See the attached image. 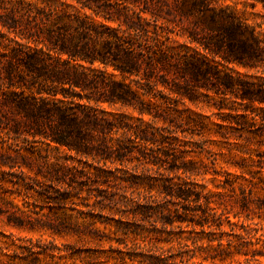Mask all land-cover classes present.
Listing matches in <instances>:
<instances>
[{
    "label": "trees",
    "instance_id": "1",
    "mask_svg": "<svg viewBox=\"0 0 264 264\" xmlns=\"http://www.w3.org/2000/svg\"><path fill=\"white\" fill-rule=\"evenodd\" d=\"M76 1L82 4L89 2L99 4L103 0ZM259 2L264 6V0ZM179 10L186 17L192 18L197 29L201 28L203 32V36L199 38L198 31L194 29L188 36L190 42L199 43L204 51H208L212 56L213 61L220 58L225 63H235L243 67L264 65V42L255 35L254 31L249 32L247 26L228 14L226 10L213 6L210 0H181ZM26 16L28 19L32 17L31 13H27ZM110 19L120 21V26L126 25L127 30L133 29L128 17ZM153 22L155 28L153 44L149 45L148 49L142 50V48L138 55L125 46V43L132 41L126 42L117 33H113V36L109 35L108 39L101 42L93 38L91 25L87 20L61 14L56 9L51 10L46 17L37 19L36 23L44 38L38 35V40L35 41L44 44L47 51L44 47L39 49L38 45L32 48L31 36L19 34L20 36L17 37L21 40L28 39L26 43H23L17 38H7V35L0 31V130L9 127L16 134L26 130L34 138L44 137L48 141L46 143L48 146L54 143L77 154L93 155L94 158L100 157L101 160L112 157L108 146L101 148L100 144L95 142L100 132L149 130V126L144 125L143 122L133 126L126 122L125 115L119 116L102 110L100 103L107 102L110 106L120 104L123 107H131L140 115L152 114V112L142 106L143 102L138 93L129 85L108 77L105 71L93 68L97 63L106 68L112 67L122 75H139L144 70L146 76H152L158 72L164 78L165 87L170 86L168 80L170 77L173 87L170 86L169 96L175 95L182 100L187 97L195 105L200 103L196 98L197 92L203 89L208 92L204 96L210 100L214 99H211L209 93L220 98L218 103H215L220 111L232 109L233 106L229 103L232 99L236 103H247L248 109L253 108L256 103L264 105V82H251L239 76L236 77L198 52L187 51L182 54L171 46L164 43L161 45L159 43L161 35L158 30L163 29L164 25L159 23V19ZM0 27L9 33L21 31L18 28L19 19L14 16L0 15ZM5 39L10 40L13 46L5 44ZM166 39L170 40V37ZM51 52L56 53V57ZM64 55L67 56L65 60L62 59ZM80 61L89 63L91 68L87 69ZM181 81H184V84ZM76 89L81 92H76ZM59 93H63V98H58ZM166 98H168L167 102H171L172 97ZM75 99H79L80 102H76ZM85 99L88 103L81 102ZM175 102H178V99ZM158 107L157 113L153 114L154 117L170 126L175 125L177 129L185 125L203 127L194 116L189 113L184 115L178 109L168 106L166 102ZM252 113L255 114V111ZM261 113L262 115L255 114L252 121L248 120L247 114L238 115L241 120L236 122L239 126L238 130H246L252 134L257 126L258 116L264 129V109ZM9 120L13 121L12 126H9ZM165 130L172 129L167 127ZM259 136L264 137L263 134ZM19 137L14 140L17 141ZM6 142L8 149L0 150V201L7 202L4 196L7 193L4 187L6 184H11L17 191L21 189H26L27 193L31 190L36 191L39 199L44 203H54V207L48 206L51 213L54 212L57 221V224L49 228L54 234L87 242L104 243L115 240L121 246L116 249L110 247L113 254H106L103 258L107 263L113 261L114 264H203L216 260L224 262L227 259V256H224L227 250L223 247L222 239H217L215 235L228 233L225 230V222H228L232 229V235L239 238L246 236V239L247 237L255 238L259 243V230L247 228L244 224L238 227V223H233L230 219V211L222 199L224 195H230L229 193L236 199L238 190L242 209L248 210V201L257 194L259 184L264 191V179L259 177V171L254 173L250 170H242L240 176L229 172L217 173L216 175L224 178L218 187L224 189L225 193H205L207 186L200 184L196 178L201 176L205 180L208 170H202L197 161L186 160V154L194 150L188 148L180 150L173 144H169V149H162L159 155L154 154V160H152L156 163L155 160L158 159L165 165L164 169L168 172L165 178L148 177L144 181L139 177L137 178L139 182L133 180L130 182V186L143 188L145 195L139 193L130 198L126 195L118 197L116 193H108L106 190L96 188L98 195L88 192V196L84 198L85 202L82 205L88 208L87 212H84L78 208L74 198H81L85 184L83 182H79L78 186L74 184L79 177L91 179V172L86 169L78 170L75 166L66 163H50V160H47L43 165L37 166L38 169L33 177L27 174L23 167L33 172L35 159L24 154L22 150L25 148H21L19 143H11L10 140ZM23 142L29 143L30 140L24 138ZM261 145H264V142ZM13 146L19 148L13 149ZM183 146H196L200 149V154L208 152L204 146L195 141L194 143L187 141ZM121 149L120 145L118 153H121ZM10 150H13L15 155L11 154ZM262 156L264 157V154ZM20 160L23 164L19 162ZM213 164L215 165V162ZM261 169H264V166ZM93 176L95 180L101 177L98 173ZM256 180L258 182H255ZM47 182L51 183L49 187H45ZM56 182H64L68 188L61 191L54 187ZM36 186L41 190L39 191ZM51 189L55 194L51 192ZM156 196L162 200H157ZM215 196L218 197V201L213 200ZM93 197L96 201L91 205L89 201ZM8 204L14 210L8 215L9 225L19 229L27 225L30 229H35L36 226L28 220L29 215L19 214L17 206L11 202ZM121 206L125 209L121 210ZM96 208L101 210L116 208L115 213H122L119 219L112 218V220L116 223L114 233H121L123 236L112 238L97 226L100 221L106 230L112 223L97 220L94 213ZM45 209L44 205L40 208L42 215L39 212L36 214L50 218L51 213H44ZM58 210L62 211L61 215ZM123 215L126 217L133 215L134 219L140 217L142 221L150 222L155 227L161 224L160 229L156 228L157 232H155L162 235L158 239L159 242L172 245L171 249L175 244L176 253L168 255L167 250L147 242V233L151 232L144 228V224L125 222ZM36 221L40 229H48L41 223L43 221L41 218ZM131 227L134 229L130 230ZM236 228L242 229L245 233H236ZM129 232L142 235V242L132 240L130 246ZM215 242H218L217 247L213 246ZM248 242L253 244L252 240ZM233 247L242 251L243 245L229 241L228 249ZM71 249L72 252L69 253L68 258L74 262H83L87 256L100 259V256L93 257L96 254L92 252L86 251L87 254L83 257V250L72 248V246ZM198 251L204 254H201V260L195 261L200 255ZM257 252L251 251V254L256 255ZM45 253L38 254L45 255ZM35 258L40 260L38 256Z\"/></svg>",
    "mask_w": 264,
    "mask_h": 264
},
{
    "label": "rangeland",
    "instance_id": "2",
    "mask_svg": "<svg viewBox=\"0 0 264 264\" xmlns=\"http://www.w3.org/2000/svg\"><path fill=\"white\" fill-rule=\"evenodd\" d=\"M213 6L222 8L227 11L228 14L235 17L241 23L249 28L250 31H254L255 35L264 42V6L259 0H210ZM181 0H103L99 4L89 3H78L76 0H0V15L3 17L14 16L19 19V31L9 33L6 29L0 27V31L7 35V38L14 39L26 43L28 39L21 40L19 34L24 36H31L30 46L32 48L44 47L45 51L47 48L42 43H38V35L42 36L40 29L37 27V19L46 17L51 10H58L61 14H68L72 17H79L80 19L87 20L91 25V34L93 38L103 41L108 39L109 35L113 36V33H117L120 37L125 39L126 42L129 40L130 43H125V46L138 53L144 49H148L149 45L153 44L152 39L154 38V20L159 19V23L164 25L163 29H159L161 38L159 43H164L167 46L173 47L176 51L182 54L189 51L190 53L198 52L202 56H206L212 63L220 65L221 69H227L233 73L236 77H241L244 80L251 82H264V65L257 67H243L235 63H225L220 58L213 61L212 56L208 51H204L203 47L197 42H190V33L196 29L198 31V37L203 36L201 28L197 29V26L193 22V19L186 17L179 10ZM31 13V19H28L26 14ZM129 18L130 24H132L131 30H127L126 25L120 26V21L111 20L117 18ZM170 37V40L166 38ZM41 38H44L43 36ZM114 38V37H113ZM112 38V40H113ZM148 40V41H146ZM4 43L13 46L10 40L5 39ZM132 44V45H130ZM140 44H143L140 46ZM49 45V44H48ZM56 57V53L51 52ZM63 60L67 59V56L62 57ZM141 62V61H140ZM87 69L91 66L89 63L80 61ZM144 64V63H143ZM143 67H146L143 65ZM98 70L105 71L108 77L113 78L116 81L124 82L129 85L134 91L138 93L140 100L143 102V107L152 112V114L140 115L138 111L131 107H123L118 104L110 106L109 103H100L101 109L115 115H125L127 117L126 122L133 126L139 125L143 122L144 125L149 126V130H104L99 133L98 138L95 142L100 144L101 148L105 145L111 150V156L109 159L101 160L100 157L94 158L93 155L77 154L75 151H70L66 147H60L54 143L48 146L46 139L42 136L34 138L31 133L26 130H21L19 134L6 128L0 130V150L3 148L8 149L7 140L11 143H19L24 154L32 156L34 171H30L27 167H23L24 171L35 177V172L38 169V165H43L47 160L50 163H66L73 165L78 170L86 169L92 173L91 179L85 177H79L77 183L74 186H78L79 182L85 184L84 190L82 191L81 198H74L78 204V208L87 212L88 208L82 205L85 202V197L88 196V192L91 194L98 195L96 188L100 190H106L108 193H116L118 197L126 195L130 198L132 195L137 196L139 193L145 195L143 188L138 189L135 186H130V182H139L137 178L153 177L154 179H162L168 175L165 165L162 164L158 159L154 163V154H160L162 149H169V144H173L176 148L184 150L186 148L193 149L194 152L186 154V160H194L201 165L202 170H208V174L205 176V180L201 176L197 177L196 180L200 184L207 186L205 193L211 192L213 194L225 193V190L218 187L222 184L223 177L216 175L217 173L229 172L233 175H242V170H250L254 173L260 172L264 179V137H260V134L264 135V129L257 117V126L254 128L253 133H248L246 130H238L237 120H240V116L247 114L248 120L252 121L255 114L262 115L261 111L264 109V105L258 103L253 105V108H246L247 103L233 102L230 100L232 109H225L223 111L218 110L215 103H218L220 98L213 93H209L211 99L204 96L208 92L203 89L197 92V100L200 101L198 105L193 104L190 99L185 97L183 100L176 98L175 95H170L173 83L171 78L170 86L165 87L162 78L158 72L152 76H146L144 70L139 75H122L120 72L115 71L112 67H104L102 64L97 63L93 67ZM184 84V81H181ZM157 84V86H154ZM153 85V86H152ZM76 92H81L76 89ZM172 97L171 102H167L168 98ZM58 98H63V93H59ZM178 99V102H175ZM76 102H80L79 99H75ZM82 103H88L87 99L81 101ZM168 103V106L173 109H178L183 112L184 115L188 113L194 116L201 125H185L182 128L177 129L175 125L164 123L161 119H156L154 115L159 109L161 103ZM94 105V102H92ZM166 106V105H164ZM255 111V114L252 113ZM161 113V112H160ZM154 114V115H153ZM10 125L14 123L9 120ZM227 127H220V126ZM233 126L234 128H229ZM170 127L172 130H165ZM34 132V130H31ZM20 136L17 141L14 139ZM13 138V139H12ZM24 138H29V143H24ZM191 141V143L198 142L208 152L200 154V149L196 146H183L185 142ZM122 147L121 153L119 147ZM19 147L13 146V149ZM10 153L15 155L13 150ZM122 154V155H119ZM122 156V157H119ZM23 164V161H19ZM215 162V165L213 164ZM6 170H8L6 168ZM100 174V178L95 180L93 174ZM249 177V176H248ZM43 181V178L40 177ZM95 180V181H93ZM123 180H130L125 182ZM255 182H258L256 180ZM260 182V181H259ZM50 182H47L45 187L50 186ZM86 184H89L87 186ZM5 189L7 191L4 194L7 202L0 201V264H114L113 261L105 262L104 256L106 254H113L110 247L114 249L121 246L114 240L112 242H87L79 241L76 238L62 236L54 234L52 229H49L51 225L57 224L54 212L51 213L48 206L54 207V203L46 204L39 199L38 193L31 190L27 193L26 189L17 191L11 184H6ZM54 187L63 191L68 188V185L64 182L55 183ZM262 185L259 184L257 194L250 198L248 201L249 209H242L241 196L237 190V198H233L230 195H224L223 200L230 211V219L233 223H238V227L244 224L247 228L259 230V243L255 238L251 239L244 236L245 238H239L236 235H232V229L228 222H225V230L228 233L215 235L217 239H222L223 247L227 250L224 256L227 259L222 262L216 260L214 262L208 261L203 264H264V191L261 190ZM40 191L41 188L36 186ZM51 192L55 194L54 190ZM156 195V193H154ZM29 196V197H28ZM157 200H162L159 196L155 197ZM213 200H219L217 196ZM96 201V198H92L89 203L92 205ZM11 202L19 209V214L25 213L30 216L28 220L31 221L36 227L30 229V226L24 228H16L9 225L8 215L14 210L8 204ZM46 206L44 213L50 214V218L41 217L42 211L40 208ZM125 207L121 206V210ZM117 209L114 208L101 210L96 208L94 210L97 220L105 222H111L112 224L105 227L100 221L97 226L107 233L112 238H119L123 236L121 233L115 234L116 230L115 222L112 218L119 219L122 213H115ZM221 210H219L220 212ZM36 212L41 213L37 215ZM57 212V210H55ZM68 212L70 213L69 209ZM59 215L62 211L58 210ZM238 216L236 217V215ZM123 215L125 222H136L144 224V228L151 233L148 234L147 242L168 251V255L176 253L175 244L174 248L171 249L170 244L160 243L158 239L162 237L160 234H156L157 229H160L161 224L156 227L146 221H142L140 217L134 219L133 215ZM41 218V222L48 229H40V225L37 224V219ZM185 227V226H183ZM157 228V229H156ZM134 229L131 227L130 230ZM236 233H245L242 229L236 228ZM132 240L140 241L143 240L142 235H135L129 232L128 242L132 245ZM252 240L253 244L248 242ZM232 241L235 244H242V251H239L237 247L228 249V242ZM72 248L81 249L84 251L92 252L100 256V259H93L90 257L84 258V261H72L68 258ZM214 247L218 246V242L213 244ZM171 249V250H170ZM251 251H258L256 255H252ZM39 252H46L45 255H39ZM241 252V253H239ZM200 254L198 259L201 260ZM219 253V252H217ZM224 253V252H223ZM248 254V255H246ZM36 256L40 260H36ZM67 257V258H66ZM178 262V260H177ZM137 264V263H135Z\"/></svg>",
    "mask_w": 264,
    "mask_h": 264
}]
</instances>
